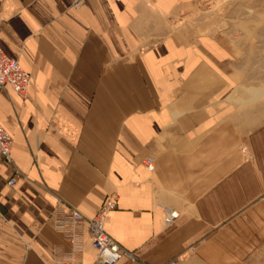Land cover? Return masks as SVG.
Returning a JSON list of instances; mask_svg holds the SVG:
<instances>
[{"label": "crops", "instance_id": "obj_1", "mask_svg": "<svg viewBox=\"0 0 264 264\" xmlns=\"http://www.w3.org/2000/svg\"><path fill=\"white\" fill-rule=\"evenodd\" d=\"M257 1L0 0V46L33 76L0 91V264H61L52 209L92 217L108 195L106 230L138 256L118 264H264ZM96 255L85 235L81 264Z\"/></svg>", "mask_w": 264, "mask_h": 264}, {"label": "built area", "instance_id": "obj_2", "mask_svg": "<svg viewBox=\"0 0 264 264\" xmlns=\"http://www.w3.org/2000/svg\"><path fill=\"white\" fill-rule=\"evenodd\" d=\"M85 0H72V6L79 8ZM32 73L25 70L20 62L8 56L0 46V91L7 85L23 97L28 95L32 84ZM12 137L0 123V160L6 164L12 163ZM150 171L154 170L153 159H147ZM19 174L15 169L8 183L14 185ZM64 204V203H63ZM59 205L52 209L50 218L53 226L61 231L70 243V249L65 252L61 264H81V253L85 235L96 250L97 264L129 263L138 259L136 252L125 249L106 230V220L116 207V196H106L99 210L86 217L81 211L71 205ZM179 218V211L172 207L164 208V221L167 227H172Z\"/></svg>", "mask_w": 264, "mask_h": 264}, {"label": "rangeland", "instance_id": "obj_3", "mask_svg": "<svg viewBox=\"0 0 264 264\" xmlns=\"http://www.w3.org/2000/svg\"><path fill=\"white\" fill-rule=\"evenodd\" d=\"M251 12L250 13H252L253 14V12H264V0H259V1H257L255 4H254V6L251 8V10H250ZM252 14H250V15H252Z\"/></svg>", "mask_w": 264, "mask_h": 264}]
</instances>
